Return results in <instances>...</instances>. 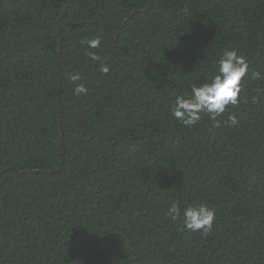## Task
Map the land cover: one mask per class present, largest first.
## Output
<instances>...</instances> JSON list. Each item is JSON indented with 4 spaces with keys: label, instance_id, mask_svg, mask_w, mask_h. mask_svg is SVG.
<instances>
[{
    "label": "trees",
    "instance_id": "16d2710c",
    "mask_svg": "<svg viewBox=\"0 0 264 264\" xmlns=\"http://www.w3.org/2000/svg\"><path fill=\"white\" fill-rule=\"evenodd\" d=\"M233 49L238 103L185 127ZM0 264H264V0H0Z\"/></svg>",
    "mask_w": 264,
    "mask_h": 264
},
{
    "label": "clouds",
    "instance_id": "9594fccd",
    "mask_svg": "<svg viewBox=\"0 0 264 264\" xmlns=\"http://www.w3.org/2000/svg\"><path fill=\"white\" fill-rule=\"evenodd\" d=\"M91 49L99 48L101 41L99 37L86 41ZM92 60H98L99 56L93 52H88ZM101 71L108 73L107 65L103 66ZM248 73V64L244 57L233 50H225L223 58L219 60L217 71L213 77L199 85L193 84L191 94L179 95L176 97L171 108L173 116L185 127H193L200 119L201 114H207L213 120L215 126L220 125V121L215 118L225 111L227 105H236L238 103V94L241 91L242 78ZM250 78L259 79L260 73L253 71ZM73 81L79 80V74L71 76ZM74 91L77 94H86L87 89L82 85H77ZM257 97H253L256 101ZM231 122L235 124V116L230 117ZM181 214L184 217V228L193 232L202 231L207 234L213 227L215 219L214 210L205 204L186 205L183 209L173 203L167 209L166 215L171 219H178Z\"/></svg>",
    "mask_w": 264,
    "mask_h": 264
}]
</instances>
